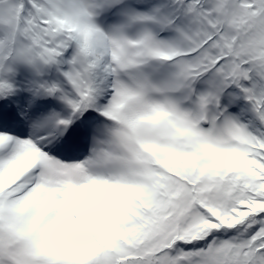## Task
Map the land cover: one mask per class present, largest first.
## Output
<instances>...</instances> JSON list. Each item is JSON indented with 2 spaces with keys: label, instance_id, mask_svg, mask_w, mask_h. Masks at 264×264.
<instances>
[{
  "label": "snow or ice",
  "instance_id": "obj_1",
  "mask_svg": "<svg viewBox=\"0 0 264 264\" xmlns=\"http://www.w3.org/2000/svg\"><path fill=\"white\" fill-rule=\"evenodd\" d=\"M0 264H264V0H0Z\"/></svg>",
  "mask_w": 264,
  "mask_h": 264
}]
</instances>
